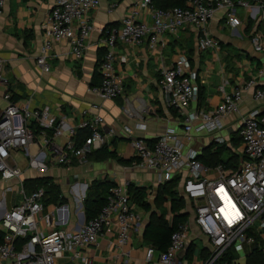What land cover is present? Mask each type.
Here are the masks:
<instances>
[{"label":"built area","instance_id":"2783aa9c","mask_svg":"<svg viewBox=\"0 0 264 264\" xmlns=\"http://www.w3.org/2000/svg\"><path fill=\"white\" fill-rule=\"evenodd\" d=\"M99 4L100 0H55L47 19L45 40L36 58L43 71L52 68L48 57L54 41H68L73 57L77 60L84 57L94 29L91 12ZM5 5L6 0H0V13ZM117 5L118 0H113L111 7ZM216 19L240 35L243 34L239 27L247 22V28L251 23L250 41L257 52H264V26H260L264 20V0H186L184 6L169 8L158 7L154 0H138L136 8L122 19L119 27L106 26L102 30L104 52L98 64L100 81L91 85L90 91L103 99L124 94L125 77L116 69L119 42L138 45L148 39L154 48L166 35L175 36L182 30L194 29L199 54L221 49V40L209 28ZM196 77L185 53H180L172 66L163 67L159 83L169 105L182 112V132L168 129L155 138L132 140L136 164L157 172L159 182L180 177L179 190L187 198L191 212L190 220L173 232L166 250L159 251L156 259L155 249L149 248L146 259L155 260V264H188L181 256L193 239L194 223L210 243L202 264H240L241 253L245 254L264 232V112L256 106L240 118L241 156L231 167L221 162L207 165L197 150L186 152L184 149L186 142L194 139V129L207 130L216 145L229 143L231 134L222 132L228 118L239 112L244 94L250 89L256 102L263 101L264 85L259 86L256 78H250L226 92L217 106L207 109L199 104ZM1 101L6 104L0 106V180H20L23 198L0 221L3 231L0 264H63L60 259L65 255L88 264L92 259L85 254V247L97 244L100 235L114 226L118 245L129 243L133 231L142 223L140 213L133 207L129 182H119L111 188L106 204L94 219H85L74 230L56 228L57 217L62 213L65 218L69 211L64 204L46 203L44 185L28 189L25 181L33 178V172L25 178L28 170L14 156L21 153L27 157L30 169L39 174L61 169L74 176L77 167L90 162L92 152L108 144L120 131L133 132L132 127L125 125L105 133V119L96 102L82 111L78 124L56 116L50 106L32 107L21 103L15 99L4 73V61L0 59ZM193 102H197L195 108L187 110ZM124 112L135 115L130 104L124 107ZM142 126L143 123L137 124L138 128ZM83 129L89 134L80 138L78 132Z\"/></svg>","mask_w":264,"mask_h":264},{"label":"crops","instance_id":"0c3cea01","mask_svg":"<svg viewBox=\"0 0 264 264\" xmlns=\"http://www.w3.org/2000/svg\"><path fill=\"white\" fill-rule=\"evenodd\" d=\"M112 1L100 0L99 6L91 12L94 29L87 42L84 57L80 60L75 59L68 41H54L48 57L52 68L45 72L37 65L36 58L45 40V27L55 0H6V5L0 13V59L4 61V73L10 81L15 99L21 103H29L32 107L50 106L56 116L65 117L70 124H78L83 117L82 111L96 102L100 104V113L105 119L103 127L105 133H109L112 128L120 129L125 125L133 129L131 133L120 131L117 136L110 139L109 148L116 151L118 158L104 160L91 158L88 164L75 169L73 173L78 177L67 175L61 169L39 174L30 169L27 157L21 153H16L14 158L22 168L28 170L25 178L31 176L33 172V178L52 176L63 183L61 189L68 198L66 204L70 205L71 209L65 218L62 217V213L57 217L56 228L74 230L83 222L81 213L84 209H75L74 202L78 197L67 194L65 186L71 188V193L77 194L79 182L84 186L85 182L91 183L95 179L107 178L116 183L134 182L145 187L146 200L150 202L151 210L147 211L133 204L134 209L142 217V223L133 231L131 241L119 246L114 226L111 231L105 230L100 235L97 244L86 246L84 252L92 259L88 264H155V260L150 262L146 259V253L152 247L151 243L144 239L145 228L153 211L164 212L169 221L173 216L169 200L159 206L155 204L162 183L159 182L157 172L136 164L137 157L132 140L137 137L155 138L168 129L182 132L184 125L182 112L169 105L167 94L159 83L160 70L172 66L180 53L187 54L191 70L198 75L199 81L196 82L205 90L206 98L201 106L211 109L222 101L226 92H231L250 78H256L259 85H264V52H257L254 49L249 35L245 32L240 35L234 30L235 34L242 36L244 40L224 33L226 25L217 19L211 22L210 32L226 45L224 48L211 49L201 54L197 51V32L194 29L182 30L175 36L166 35L154 48H151L148 39L138 45L119 42L116 47L118 54L116 69L125 77L124 94L115 99L100 98L91 92L89 87L100 81L98 60L104 52L101 47V40L104 37L102 30L107 25L119 27L122 19L136 8L138 0H118V5L114 8L111 7ZM240 29L241 27L238 30ZM192 37L195 44L193 47H187L186 42ZM233 47L247 53L240 54ZM188 48H192L193 51L189 52ZM122 58H125V61ZM253 92V89L245 92L239 112L228 118V125H233L235 130L238 129L240 118L252 108L257 106L264 112V100L256 102ZM5 104L4 101L0 102L1 107ZM127 104L133 107L134 116L124 112ZM196 105L197 102H193L191 108L187 110L195 108ZM139 123H143L144 126L138 128ZM194 135V139L186 142V152L195 149L201 155L206 147L215 144L213 137L211 138L208 133ZM230 143L231 141L228 145L231 146ZM0 181L4 186L5 183L15 180ZM3 188L0 187V221L23 198L22 196L15 198ZM86 192L87 190L84 192V198ZM192 231L193 239L181 259L188 264H202L210 249V243L194 223ZM256 247L264 251V233L257 236L256 243L249 246L245 254L241 253L238 262L249 264L248 257ZM157 253L158 251L156 259ZM60 262L86 264L81 260H72L68 255L63 256Z\"/></svg>","mask_w":264,"mask_h":264},{"label":"trees","instance_id":"16d2710c","mask_svg":"<svg viewBox=\"0 0 264 264\" xmlns=\"http://www.w3.org/2000/svg\"><path fill=\"white\" fill-rule=\"evenodd\" d=\"M158 7L169 8L172 6H184L186 0H154ZM109 25H107L108 27ZM252 24H248L246 28V33L250 31ZM193 49H190L192 52ZM100 57L98 60V64ZM99 73V71H98ZM100 75V73H99ZM196 81H199L198 75ZM198 83V82H197ZM93 85V84H91ZM199 104L203 105L205 102V90L203 86L199 84ZM263 86V85H259ZM89 134L87 129L79 130L78 135L80 138L85 137ZM231 146L228 143L222 145L212 144L206 147L203 154L199 158L207 165H213L217 163H224L227 167L235 165L238 161V153L235 151L240 146V137L237 132L231 133ZM235 146V147H234ZM233 147L235 150H233ZM226 148L233 154L228 155V158L224 159ZM231 149V150H230ZM241 156V154H240ZM91 158L106 159V158H118L116 151L109 148V145L97 149L90 155ZM180 177H175L171 180H167L162 183L158 189L157 196L155 198V204L158 206L163 204L166 200L170 201V211L172 213V219L169 221L164 212L158 213L153 211L152 216L147 224L144 231V239L151 243V247L156 251H164L168 247L171 236L173 232L181 224H185L190 220L191 212L188 209L189 203L187 198L179 190ZM116 184L115 181L105 179H95L93 180L86 192V196L83 200V209L86 221L94 219L100 213L103 206L108 200L111 188ZM36 185H44L47 189V204L62 205L67 202V200L60 194V187L55 183V179L52 176H42L32 179H27L25 181V186L28 189L35 188ZM128 190L133 204L143 207L145 210H151V204L146 200V188L137 185L134 182L128 184ZM3 237V231L0 229V239ZM249 264H264V251L263 249L256 247L254 252L248 257Z\"/></svg>","mask_w":264,"mask_h":264},{"label":"rangeland","instance_id":"374dc122","mask_svg":"<svg viewBox=\"0 0 264 264\" xmlns=\"http://www.w3.org/2000/svg\"><path fill=\"white\" fill-rule=\"evenodd\" d=\"M240 13H242V14H240V16H243V11H241ZM247 25V22L246 23H244L243 25H242V27H241V29H240V32L242 33V34H244V32L246 31V26ZM260 26H264V20L262 21V22H260ZM224 33H227V34H229V35H231L233 38H236V39H241V40H244L243 39V37L242 36H240V35H238V34H235V32L233 31V29H231L230 27H228V26H226V31L224 32ZM246 33V32H245ZM247 34V33H246ZM241 37V38H240ZM244 38H246V37H244ZM247 42H248V40H247ZM186 44L188 45L187 47H189V46H191V47H193L194 46V38L192 37V39L190 38V39H188L187 40V42H186ZM225 43H222V48H224L225 47ZM242 45V44H241ZM250 46V45H249ZM190 49L191 48H188V51L190 52ZM233 49L234 50H237V51H241L242 49H238V47H233ZM245 49V48H244ZM240 54H242L241 52H240ZM236 114H234V116H235ZM238 124L240 125V121L238 122ZM235 130V127L233 126V125H226V127L223 129V133L224 134H227V133H231L232 131H234ZM196 132H198V133H196ZM206 133H208V131L207 130H205V129H202V130H200V131H196L195 129L193 130V134H206ZM209 134V133H208ZM211 136V138L213 137V135H210ZM229 144V143H228ZM231 144V143H230ZM235 147V146H234ZM186 148V147H185ZM185 150V149H184ZM226 150H228L227 148H226ZM231 150V149H230ZM237 153H238V158L240 157V150L239 149H237V151H236ZM234 152H232L231 153V151H226L225 152V154L223 155V158L224 159H226V158H228V155H230V154H233ZM34 168H36V166H34ZM1 182V181H0ZM55 183L56 184H58V186L60 187V194L63 196V200H64V198L67 200V202H65V203H63V204H66V203H68V198H66L65 197V195H64V192H63V190L61 189L62 188V184L63 183H61V180H55ZM87 184L89 185L90 184V182H85L84 183V186H82V184H81V182H79V193H71V188L69 187V186H65L64 187V189H67L66 190V193L67 194H71V196L72 195H74V196H77L78 197V199H77V201H75L74 202V207H75V209L76 210H80L81 208H83V206H81V204L83 203V200H84V190H87V188H88V186H87ZM0 187L2 188V187H4L3 188V190H6V192H9L10 194L9 195H12L13 197H15V198H17V197H20V196H22V193H21V190H22V183L20 182V180H15V181H11V182H9V183H5L4 184V186H3V183H1L0 184ZM82 188H83V190H82ZM76 198V197H75ZM62 204V205H63ZM69 207H68V211H70V209H71V206L70 205H68ZM264 233V232H263Z\"/></svg>","mask_w":264,"mask_h":264},{"label":"water","instance_id":"95a60500","mask_svg":"<svg viewBox=\"0 0 264 264\" xmlns=\"http://www.w3.org/2000/svg\"><path fill=\"white\" fill-rule=\"evenodd\" d=\"M240 128V127H239ZM239 128L238 129H236V130H234V131H232L231 133H233V132H237L238 130H239ZM64 207H66V209H67V211H68V205L67 204H64ZM82 214V221L84 222L85 221V214H84V211L81 213Z\"/></svg>","mask_w":264,"mask_h":264}]
</instances>
